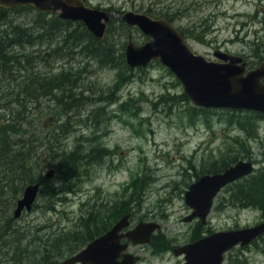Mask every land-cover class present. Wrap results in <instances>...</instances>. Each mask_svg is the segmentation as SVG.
Returning a JSON list of instances; mask_svg holds the SVG:
<instances>
[{
	"label": "rangeland",
	"instance_id": "1",
	"mask_svg": "<svg viewBox=\"0 0 264 264\" xmlns=\"http://www.w3.org/2000/svg\"><path fill=\"white\" fill-rule=\"evenodd\" d=\"M126 5H134L141 13L151 9L152 16H169L191 50L208 61L214 60L212 55L216 50L245 58L251 68L264 60V0H137ZM7 18L30 22L37 20V15L29 10L14 11ZM128 35H132L136 43L148 40L138 29L126 31L118 23H112L105 44L115 52L113 65L84 58L80 54L82 47L64 56L68 53L64 48L61 55L49 56L48 63L39 58L32 67L23 66L21 71L15 72L16 81L4 80L5 92H17L23 80L19 76L25 79L39 76L41 80L47 75L72 73L75 85L71 91L76 97L73 95L63 106L43 98L41 111L32 109L31 121H25L24 138L33 139L31 134L35 133L39 141L44 142L51 122L55 128L69 121L68 128L74 132L64 142L65 151H70L76 139L91 132L92 125H85L84 120L90 119L88 116L101 107L98 118L103 123L95 135H100L99 140L109 152L100 165L88 168L80 181H73L77 193L56 192L59 200L54 201L52 210L48 209L47 197H40V194L30 213L24 212L18 220H13L12 213L23 188L9 212L12 220L9 233L16 231L18 237L25 238L22 244L30 245L27 252L18 251L21 262L26 256H36V263L60 264L69 255L68 249L64 248L62 253L44 262L45 252L53 251L51 242L45 240L52 241L61 233L80 232L79 219L101 205L114 207L110 214L114 220L112 224L129 214L131 228L140 223L159 226L151 243L129 244L127 252L140 258L138 264H183V257L175 256L172 250L217 232L249 228L264 222L260 208L242 209L233 200L235 183L217 195L204 224L200 219L186 221L192 211L185 204L184 193L202 175L222 168L224 159L230 165L239 161L252 163L255 166L253 176L264 171V117L242 110L209 109L204 112L190 102L181 82L159 62L145 69L131 70L120 59ZM72 37L79 35L76 33ZM29 51L27 48L25 53ZM63 94L70 95L67 90ZM173 98L174 103L170 101ZM3 101L0 100V105ZM65 104L77 108L61 119V113L67 108ZM121 104L126 107L121 108ZM10 106L6 111L0 110V115H12L19 110ZM46 106L59 114L56 117L59 122L44 118V114L50 113ZM40 148H37L38 160L43 154ZM29 161L35 167L34 174L41 177L47 170L54 169L44 163L36 166L35 160ZM42 185L46 192L49 187L57 190L55 185L60 189L65 187L58 179ZM6 252L0 253V264H13L9 247ZM224 264H264V235L247 247L227 252Z\"/></svg>",
	"mask_w": 264,
	"mask_h": 264
},
{
	"label": "trees",
	"instance_id": "2",
	"mask_svg": "<svg viewBox=\"0 0 264 264\" xmlns=\"http://www.w3.org/2000/svg\"><path fill=\"white\" fill-rule=\"evenodd\" d=\"M35 19L37 20L18 22L7 17H0V83H2L0 84V100H4L0 105V110L6 111L11 107V104L14 108L19 109L12 115H0L2 121H0L2 123H0V253L7 254L6 250L9 247L13 254L11 258L13 264H38L35 261L36 256H26V260L21 262L22 258L19 252H27L30 245H23L25 238L18 237L16 231L9 233L12 222L9 212L14 208L15 200L23 188L36 182L41 185L48 183L40 174H34L35 167L31 166L29 160H35L36 166L44 163L45 166L54 168L55 179L65 184L63 189L55 185L57 190H52L49 187L47 192L45 191L46 188L44 189L45 185H42L40 197L44 195L47 197L48 209L52 210L54 201L59 200V194L56 192L60 191L61 194L67 195L77 193L73 181H80L88 168L100 165L109 154L99 140L100 135H95L96 132L100 131V124L103 123L98 118L101 107L88 116L90 119L84 120L85 125H92L91 132L86 137L80 136L76 139L75 145L70 151H65L64 142L74 132L68 128L69 121L59 123L60 125L55 128L51 122L52 126L50 131L45 133L44 142L39 141L38 136L34 135L35 133L31 134L33 139L24 138L25 131L22 129L26 125L25 121H31L29 114H31L32 109L41 111V100L45 99L52 102L55 100L54 103L63 106L66 100L72 99L73 95L76 97L75 92L71 91V87L75 85L70 76L73 74L64 72L55 77L47 75L46 79L41 80L38 78L39 76H32L30 79L19 76L23 80L19 86L20 90L17 92H5V87L3 89L4 80L16 81L15 72L21 71L23 66L32 67L39 58H44L43 62L48 63L47 58L49 56L61 55L64 48L68 50L64 56H67L75 48L82 47L80 54L84 55V58L95 59L100 63L106 61L111 65L114 63L111 61L116 59L114 58L115 52L106 46L105 40L98 42L93 39L82 24H72L67 21H60L55 16L42 14H37ZM74 26L76 29H73ZM76 33L79 37L73 38L72 36ZM27 48H30V51L25 53ZM122 58L123 55L121 54L120 59L122 60ZM67 84L70 86L67 87ZM65 90L69 92V96L63 94ZM182 98L187 99L185 95H182ZM170 101L174 103V98ZM69 104H65L67 108L61 113V119L68 116V111H75L77 108L76 105ZM121 106V108L126 107V104H121ZM46 107L50 113L44 114V118L59 122L57 121L59 114H54V110L50 109L52 107ZM207 110L204 109V112ZM254 115L261 117L259 113H254ZM107 117L108 115L105 116L104 120H107ZM38 146L43 149V154L39 160ZM41 157L43 158L41 159ZM230 166V163L224 159L222 168L214 170L213 173H220ZM41 168L45 167L42 166ZM232 198L242 209L255 206L260 208L264 215V171H259L255 176L252 175L250 178L235 182ZM113 209V206L106 205L92 208L91 211L83 215V218L79 219L78 229L80 232L61 233L52 241L45 240V242H51L50 247L55 253H62L64 248L68 249L69 253L77 252L113 225L114 220H111L110 216ZM49 259L51 258L48 256L44 257L45 261Z\"/></svg>",
	"mask_w": 264,
	"mask_h": 264
},
{
	"label": "water",
	"instance_id": "3",
	"mask_svg": "<svg viewBox=\"0 0 264 264\" xmlns=\"http://www.w3.org/2000/svg\"><path fill=\"white\" fill-rule=\"evenodd\" d=\"M17 6H32L42 14L57 16L59 20L81 22L97 40H103L109 21L107 14L85 7L80 0H0V7ZM125 20L129 26H137L144 35L153 39L141 46L129 42L125 59L130 69L145 68L152 60H159L176 75L195 107L253 111L264 115V61L250 71L241 58L219 51L213 54L217 62L208 61L194 54L183 37L165 20L132 13ZM253 171L252 163L239 161L221 173L200 177L184 195L185 204L193 211L186 221L199 218L204 224L219 192L252 175ZM54 177L53 169L43 175L45 181ZM40 189L39 183L25 186L12 214L14 220L19 219L23 212L32 210ZM129 220V214L123 216L63 264H136L138 257L125 252L129 244H149L159 226L140 223L127 230ZM263 234L264 222L250 228L214 233L174 249L173 254L183 256V264H222L225 253L238 246L246 247Z\"/></svg>",
	"mask_w": 264,
	"mask_h": 264
},
{
	"label": "flooded vegetation",
	"instance_id": "4",
	"mask_svg": "<svg viewBox=\"0 0 264 264\" xmlns=\"http://www.w3.org/2000/svg\"><path fill=\"white\" fill-rule=\"evenodd\" d=\"M83 5L85 7H88V8H91L93 10H98V11H101L105 14L108 15L109 17V21L106 23V37H107V32L110 28V25L112 23H118L123 29H125L126 31L130 30V29H138L141 33L142 31L137 27V26H129L125 20L126 17H128L129 13H132V14H135V15H144L146 17H149L153 20H165L167 23L170 24V26L175 30L177 31L182 37L183 39L185 40L187 46L189 47L188 43H187V40L186 38L183 36V34L177 30L173 25H172V21H171V18L167 15H161V14H154L153 16L151 15V9H148L147 11H145V13H141L140 11H138L136 9V7L133 5L131 7H128L126 4L127 2H137V0H80ZM33 11L37 14H41L39 13L37 10H35L32 6H17V7H14V8H4V7H0V17H10L12 15V12L14 11ZM43 15V14H42ZM45 15V14H44ZM52 16V15H50ZM143 34V33H142ZM144 35V34H143ZM145 37L148 38V40H144L142 43H136L134 40H133V37L132 35H128V38H127V42L124 46V51L127 47V45L129 44V42L131 41L133 43V45L135 46H141V45H144L150 41H152L153 39L150 37V36H146L144 35ZM190 48V47H189ZM191 49V48H190ZM222 52L220 50H216L213 52V54L215 52ZM194 53V52H193ZM225 53V52H223ZM195 54V53H194ZM229 54V53H228ZM123 55V58L122 60L126 63L127 65V61L125 59V55H124V52L122 53ZM213 56V55H212ZM236 57H239V56H236ZM214 58V57H213ZM243 60V62H245L247 64L246 66V69L247 71H250V70H253L254 68H251L250 67V64L249 62L243 58V57H239ZM263 61V60H262ZM261 61V62H262ZM153 62H159L161 63L159 60H152L150 64H152ZM213 62H217V59L214 58ZM148 65V66H149ZM147 66V67H148ZM145 67V68H147ZM145 68H136V69H131V70H137V69H145ZM264 82V81H263ZM263 116V115H261ZM264 117V116H263ZM203 224V223H202ZM76 252H73V253H69L68 252V256L61 262L63 264V262H65L69 257H72ZM45 254L49 257V258H52L56 255L55 252L52 251V253H49L48 251L45 252ZM47 256H43L42 259L43 261L45 262L44 260V257H47ZM60 263V264H61Z\"/></svg>",
	"mask_w": 264,
	"mask_h": 264
},
{
	"label": "bare ground",
	"instance_id": "5",
	"mask_svg": "<svg viewBox=\"0 0 264 264\" xmlns=\"http://www.w3.org/2000/svg\"><path fill=\"white\" fill-rule=\"evenodd\" d=\"M38 45V44H37ZM71 50V49H70ZM31 55V54H30ZM1 89V88H0ZM100 104V103H99ZM43 132V131H42ZM37 183V182H36ZM56 201V200H55ZM39 264V263H38Z\"/></svg>",
	"mask_w": 264,
	"mask_h": 264
}]
</instances>
